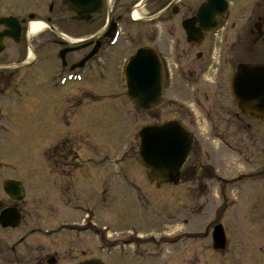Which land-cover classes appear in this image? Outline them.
<instances>
[{
    "label": "flooded vegetation",
    "instance_id": "flooded-vegetation-1",
    "mask_svg": "<svg viewBox=\"0 0 264 264\" xmlns=\"http://www.w3.org/2000/svg\"><path fill=\"white\" fill-rule=\"evenodd\" d=\"M69 2L0 0V136L9 133L6 124L11 108L25 100L28 78L53 95L46 100L49 102L55 101V96L66 86L90 84L93 87L83 90L81 95L88 92L96 100L84 96L80 102L88 104L87 98L91 100L89 104L108 101L118 106L132 105L122 69L137 51L146 49L156 59L157 63L151 65L159 69L161 85L158 107L147 111L151 113L150 122L176 120L192 136V127L201 129L209 125L207 136L222 139L234 133L237 121L247 145L232 149L242 153L248 171H252L245 176L264 175V145L257 146L258 141L264 144V122L241 114L230 94L231 77L239 65L264 64V0H104L100 9L83 18L67 8ZM35 24L43 29L34 35L31 29ZM46 69H51L46 74L48 83L38 82ZM112 74L116 79L114 85L110 83ZM161 107L169 118L162 120L160 113L155 114ZM68 111L62 116L65 119ZM52 150L53 162L48 169L54 202L62 209L69 208L66 204L72 202L88 205V209L77 206L89 213V220L78 226L60 225L52 229L54 235H69L64 242L27 244L24 237L11 245L0 242V264H106L92 256L91 249L81 241L92 239L95 254H99L91 233L104 235L103 228L93 220L101 217L98 210L107 202L106 179L95 168H87L88 164L69 141L56 144ZM253 154L262 161L253 164ZM87 170H91V176ZM5 198L7 204H0V213L14 206L20 214L21 226L26 218L24 211ZM62 202L66 203L63 207ZM258 229L255 232L259 237L264 234V227ZM48 233L45 229H32L26 237ZM142 238L136 235L122 242L126 247H136L140 261L126 257L122 262L148 264L147 261L153 260L155 253L147 250L146 243L145 247L143 242H133ZM188 252L183 264H202L197 250ZM226 252L229 257L235 255L232 242L226 244L223 253ZM239 253L244 256L245 264H264V238L247 243Z\"/></svg>",
    "mask_w": 264,
    "mask_h": 264
},
{
    "label": "rangeland",
    "instance_id": "rangeland-1",
    "mask_svg": "<svg viewBox=\"0 0 264 264\" xmlns=\"http://www.w3.org/2000/svg\"><path fill=\"white\" fill-rule=\"evenodd\" d=\"M50 64L54 69L51 60ZM50 70L46 69L38 82L44 81L47 84L46 74ZM113 75L110 77L112 85L113 80H116ZM36 82L27 79L25 100L11 108L6 124L9 133L0 136V204H7L2 191L6 181H20L27 190L24 200L18 203L26 215L24 222L11 233L0 229V242L11 245L20 242L23 237L27 244L64 242L65 237L69 236L67 233L58 234L55 238L50 234L51 238L40 234L26 236L32 229L50 231L62 224L82 225L85 213L77 205L85 206V209H88V205L73 202L68 205L62 202V207L65 204L69 206L62 209L59 203L54 202L49 183L52 178L48 168L53 162L50 149L61 141L64 144L69 141L74 151L80 152L79 156L85 163L101 161L99 166L104 165L95 170L106 179L107 202L106 205L103 203L105 209L98 210L101 217L96 216L93 221L101 227H107L106 255L95 254V242L92 239L81 240L85 247L91 249L92 256L106 264H127L122 262L123 256L139 262L135 246L118 247L129 237L135 238V234H138L143 237L142 240L133 239V242L146 243L147 250L155 253L154 260L150 263L147 261L148 264H163L165 261L166 264H183L190 250H197L202 264H245L244 256L239 251L247 243H257L261 237L264 238V234L259 233V237L257 234L258 228L264 227V175L246 177L252 171H248L247 165H244V169L235 157L231 159V153L221 146L217 138L207 136L209 125L201 126L202 130L196 127L191 129L195 147L187 165H194L193 174L177 186L164 185L157 188L149 182L146 171L136 160L137 129L150 124V112L136 110L133 105L109 104L108 101L89 104L96 98L87 95L88 92L83 96L81 93L93 87L90 84L66 86L55 96V101L49 102L46 100L53 95L47 93L43 86H35ZM84 96L91 97V100L85 99L89 105L80 102ZM9 102L14 104L12 100ZM67 109L66 120L62 116ZM163 109L161 107L160 111H155V114L162 115V120L170 117H165ZM233 130V134L223 136L222 140L232 148L247 145L237 121ZM263 145L258 141L257 146ZM253 155V164L262 161L258 155ZM121 158L123 162L118 166L108 162L110 159ZM229 159L234 162L227 161ZM88 167L93 168L89 164ZM88 174H91V170H88ZM124 176L128 183L136 184V191L120 182ZM43 194L47 196L43 197ZM135 195L141 200H136ZM232 200L234 205L229 208L233 204ZM216 224L223 226L227 237L233 242V260H230L227 252L217 257L212 251L210 230ZM151 236L155 240H150ZM169 239L171 245L167 246L166 241ZM149 244L155 247L151 248ZM141 247L138 246L139 250ZM118 248L123 249L120 253L125 255L120 257Z\"/></svg>",
    "mask_w": 264,
    "mask_h": 264
},
{
    "label": "water",
    "instance_id": "water-1",
    "mask_svg": "<svg viewBox=\"0 0 264 264\" xmlns=\"http://www.w3.org/2000/svg\"><path fill=\"white\" fill-rule=\"evenodd\" d=\"M103 0H71L69 9L82 18L94 13ZM124 69L127 81V93L139 110H150L159 103L161 85L159 69L152 68L156 59L146 51H138ZM152 81L155 83L153 84ZM231 92L239 110L264 121V66L242 65L231 80ZM179 122L153 124L139 129L138 162L147 169L150 181L159 187L163 184H177L179 170L190 150L191 137ZM12 200L18 202L23 197L19 183L8 182L3 188ZM19 214L16 210H4L0 215V225L17 227ZM213 249L222 251L225 238L220 226L212 233Z\"/></svg>",
    "mask_w": 264,
    "mask_h": 264
},
{
    "label": "bare ground",
    "instance_id": "bare-ground-1",
    "mask_svg": "<svg viewBox=\"0 0 264 264\" xmlns=\"http://www.w3.org/2000/svg\"><path fill=\"white\" fill-rule=\"evenodd\" d=\"M42 29H43V27L41 25L35 24V25H33L32 29H31V33L35 35L36 33L42 31Z\"/></svg>",
    "mask_w": 264,
    "mask_h": 264
}]
</instances>
